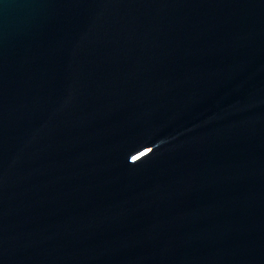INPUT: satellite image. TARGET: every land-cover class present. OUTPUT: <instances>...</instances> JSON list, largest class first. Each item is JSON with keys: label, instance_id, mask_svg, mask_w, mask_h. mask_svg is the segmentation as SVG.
<instances>
[{"label": "water", "instance_id": "water-1", "mask_svg": "<svg viewBox=\"0 0 264 264\" xmlns=\"http://www.w3.org/2000/svg\"><path fill=\"white\" fill-rule=\"evenodd\" d=\"M0 264H264V0H0Z\"/></svg>", "mask_w": 264, "mask_h": 264}]
</instances>
